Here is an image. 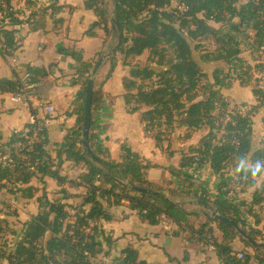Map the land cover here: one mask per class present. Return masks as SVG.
Segmentation results:
<instances>
[{"label":"trees","instance_id":"1","mask_svg":"<svg viewBox=\"0 0 264 264\" xmlns=\"http://www.w3.org/2000/svg\"><path fill=\"white\" fill-rule=\"evenodd\" d=\"M5 1L12 11V3L20 0ZM24 1L30 6L33 4L32 0ZM173 3L177 7L170 12ZM109 5L112 6V18L117 23L115 46L117 54L122 57L120 60L117 57L109 60L107 79L119 63L128 69V75L122 79L127 113L141 115L145 134L156 141L161 151L168 128L169 134L173 135L180 130L200 131L206 128L207 132L196 146L191 145L187 152L180 153L178 167L167 168L179 185L174 190L166 191L151 183L147 177L148 172L158 165L134 152L126 143L121 146L120 161L112 160L106 150L97 146L95 122L91 124L89 144L101 164L87 155L83 148L84 87L75 102L77 105L81 101L77 126L68 131L57 153V164L42 149L37 156L23 153L22 156L27 157V160L12 153L13 164L10 167L0 165V188L31 201L40 193V189L31 186L37 173L51 177L62 186L68 179L60 175V167L64 162L71 161L85 166L86 173L79 178L89 191L82 204L73 207L64 202L52 201L43 189L42 195L37 198L38 213L25 224L22 237L14 248L1 251L0 260L6 261V264H99L96 260L108 257L117 241L101 227L103 222L113 219L105 204L110 207L128 202L133 211L147 213L150 224H159V218L164 215L180 227L199 235L202 240L212 241V225H215L222 233L223 241H214L213 246L224 264H251L252 261L264 264V248L252 249L232 226L208 219L197 211L189 210L185 204L176 202L186 200L207 203L224 217L238 223L252 239L264 242V231L258 228L262 220L255 210L256 207L261 211L264 209V177L253 181L238 176L234 181H226V175L234 171L241 156L246 155L252 161L264 159V147L256 149L253 145L252 127L253 118L264 107V87L253 84L258 81L255 72L264 74V0H85L86 9L95 11L99 17L92 29L101 27L107 36L112 33ZM62 8L53 4L31 15L45 14L48 9L57 12ZM10 17L8 24L0 26V56L3 58L13 57L21 47L22 41L16 37L17 30L10 27L31 23L30 20L21 21L12 13ZM243 26H250L254 32L252 39L245 37ZM43 29L44 25L38 24L32 28L33 31ZM203 40L212 41L215 50L205 51L200 56L201 62L224 63L228 71L225 72L222 67L215 68L211 77L213 82L200 93V83L208 79V75L193 58V53L194 49L202 47ZM191 41L196 43L194 48ZM240 43L253 57L260 54L254 66L241 57L238 48ZM167 49L173 50L172 58L167 56ZM147 51L151 52L148 61L163 67V71L157 72L150 65L140 67L130 64V58L142 56ZM67 52L76 60L80 59L73 51L61 50L64 54ZM93 67L89 70V76ZM29 72L33 76L41 73L32 69ZM233 81L245 87L252 85V94L259 106H254L248 112L228 111V103L222 99L220 89H230ZM21 88V79H0V94H16ZM185 88L188 90L186 95L192 100L189 104L182 101ZM97 97L98 94L94 93L92 110L98 102ZM143 107L147 110L144 111ZM262 122L264 124V118ZM25 136V133H15L4 144L0 137V157L6 154V148L22 142ZM173 155L168 153V157ZM207 166L218 179L215 197H211L206 190L200 191V180L188 172ZM98 180H102L104 185H97ZM123 182L152 190L155 194L133 192L123 186ZM237 190L240 193L251 191V201L238 199ZM61 193L64 199H68L65 190ZM245 215L255 220L257 228L248 223ZM200 216L205 222L197 230L194 223ZM3 226L9 228L5 219L0 220V232ZM236 239L251 250L240 253L243 255L242 260L233 254L230 246ZM169 260L178 261L173 258ZM186 260L185 255L183 261ZM112 264L148 263L141 260L137 249L128 246Z\"/></svg>","mask_w":264,"mask_h":264},{"label":"crops","instance_id":"2","mask_svg":"<svg viewBox=\"0 0 264 264\" xmlns=\"http://www.w3.org/2000/svg\"><path fill=\"white\" fill-rule=\"evenodd\" d=\"M32 2L31 6L24 0L12 3L19 19L23 22L30 20L31 23L10 27V29L17 30L16 37L22 42L20 49L13 57L3 58L0 56V79H22L27 73H30L29 69L39 70L40 75L33 76L30 73L32 78L37 81V96L28 99L29 102H24L27 100L17 102L13 100L14 94H0V137L3 140L1 143L4 144L10 140L13 134L26 133L31 119L46 120L48 141L44 150L53 163L57 164V153L68 131L77 126L81 101L77 105L75 102L87 85L89 70L92 65L95 66L96 61L103 54L116 49L117 36L112 27V33L108 36L101 27L92 29L99 17L95 11L86 9L85 0H32ZM53 4L56 7L63 6V8L57 12L48 9L45 14L31 15L45 10ZM108 12L112 20L111 5H109ZM37 24L44 25V29L33 31L32 28ZM62 49L77 53L80 59L76 60L68 52L61 53ZM100 53H102L101 56H99ZM113 57L120 60L122 56L116 52L111 58ZM109 60L100 70L95 85L98 102L95 109L92 110V122L96 124V145L102 150H106L112 160L120 161L121 146L126 143L134 152L152 164L158 165L148 172L147 177L151 183L166 191L176 189L179 182L167 168L179 166L182 151L178 153L179 156L174 154L173 157H168L167 153H163L164 148L161 151L156 141L150 135L145 134L141 115L127 113L123 99L122 79L128 75V69L119 63L115 72L107 79L110 68ZM49 105L54 108L51 114L46 111V107ZM56 168L54 167V169ZM194 170H189V172L192 173ZM200 172L204 171L200 170ZM85 173L84 165L66 161L60 167V175L68 179L66 184L61 186L51 177H44L39 172L37 177L31 181V186L40 189L41 195L45 189L52 201L64 202L76 207L82 204L89 191L87 186L81 184L79 178ZM209 176L216 178L213 172ZM194 177L200 180L198 189L206 190L209 194H211L209 190L211 184H218V182H203V176L200 174L194 175ZM102 182V180H98L96 184L103 186ZM62 190L66 191L68 199H64L63 193H58ZM250 193L251 191L241 193L247 194L249 197H240L239 199L250 202ZM55 194H59L57 195L58 199ZM39 196L37 194V197L31 201L23 200L20 197L23 204L29 203L31 217L38 213L37 198ZM176 202L185 204L184 206L189 210L197 211L208 218L205 214L210 212L198 204L199 201L192 203L181 200ZM105 207L113 219L103 222L101 227L117 241L108 257H99L96 260L99 264H112L128 246L137 249L141 260L148 264H224L213 246L214 241L218 243L223 241V235L215 225H212L214 238L212 241H207L202 240L199 235H194L188 229L180 227L172 220L167 219L165 222L159 221V224L152 225L148 222L147 213L133 211L128 202H124L121 206L110 207L105 204ZM255 210L262 220L258 228L264 231V209L261 211L259 207H256ZM25 217L27 220L31 218L26 215ZM246 217L251 218L254 224L248 223L257 228L255 220L248 215H245ZM27 220L24 223H27ZM204 222V218L200 216L199 219H196L194 227L199 230ZM230 246L234 251L233 254L237 255L247 250L251 251L239 239L234 240ZM185 255L187 260L183 261ZM169 258L178 261L172 262ZM2 263L6 264V261L0 262V264ZM251 264L257 263L252 261Z\"/></svg>","mask_w":264,"mask_h":264},{"label":"rangeland","instance_id":"3","mask_svg":"<svg viewBox=\"0 0 264 264\" xmlns=\"http://www.w3.org/2000/svg\"><path fill=\"white\" fill-rule=\"evenodd\" d=\"M173 8L169 9L170 12L174 11L177 7V4L173 3ZM183 10V8H181ZM242 32L244 33L245 37L248 39H252L254 37V32L251 30L250 26H243ZM191 44L193 48L195 47V42L191 41ZM202 47L199 49H194L193 58L198 61L205 73L208 75V79H203L200 84V93H203L205 89L208 88V86L213 82L211 77L212 73L215 68L222 67L225 72L228 71V67L223 64H207L203 63L200 60V56L205 51L214 52L215 46L212 41L210 40H203L201 43ZM112 48V47H111ZM238 48L241 51V57L244 58L248 63L252 64L253 66L256 64V58L260 56V54L251 55L250 52L246 51L244 46L240 43L238 44ZM167 56L172 58L173 57V50L167 49ZM150 51L145 52L142 56L138 57H132L130 58L129 62L131 65H138L140 67H145L147 65H150L153 69H155L157 72L163 71V67L156 65L154 63H150L148 61L149 57L151 56ZM96 64V63H95ZM94 68V67H93ZM255 78L258 79L257 82H254L253 84H258L260 87H264V74H259L258 72L254 73ZM157 79H155L154 82H156ZM252 85L245 87L241 86L238 81H233L232 87L230 89H220L222 99L228 103V111L233 112H248L251 111V109L254 106H259V103L255 99V97L252 94ZM188 90L185 88L182 93V101L186 104H189L192 102L190 98L186 95ZM143 110H147L146 107H143ZM225 110V109H223ZM226 110V111H227ZM264 118V107L260 108L258 114L253 118V132H254V146L255 148H262L264 147V124L262 122ZM170 128L167 129V134H164L166 138L162 142V146L164 148L163 153H174L178 154L180 151L186 152L187 148L190 145H197L200 141V139L206 134L207 129L204 128L200 131H177L174 135L169 134ZM168 156V155H167ZM179 156V154H178ZM200 170H203L204 172L201 173ZM189 172V171H188ZM190 173V172H189ZM191 174L193 175H202L204 181L203 182H218L217 178H212L209 175H212V172L210 171L209 167H203L201 169H195L194 172ZM238 176L235 174V172H231L226 175V181L231 182L234 181ZM261 182V180H259ZM210 195L215 197L218 193V184L215 185L211 184L210 188ZM61 191H59V194ZM247 193V192H246ZM59 194H55L56 198L58 199ZM40 195V193H38ZM237 198L240 197L247 198L249 195L247 194H241L239 190L236 191ZM20 195H11L7 191L0 188V220H7L9 224V228L7 226H3V230L0 232V254L1 251L6 252L8 249L14 248L15 244L21 239L22 232L25 227L24 221L27 220L25 215L29 218L31 217V208L29 207V203L23 204L22 200L20 199ZM35 205V203H34ZM73 206V205H71ZM74 207V206H73ZM72 212L71 210H69ZM248 222L253 225L254 221L246 217ZM29 219L27 220V222ZM263 225H264V216H263ZM14 232V233H12ZM1 259V258H0ZM3 260H0L2 262ZM4 262V261H3ZM4 264V263H2Z\"/></svg>","mask_w":264,"mask_h":264},{"label":"built area","instance_id":"4","mask_svg":"<svg viewBox=\"0 0 264 264\" xmlns=\"http://www.w3.org/2000/svg\"><path fill=\"white\" fill-rule=\"evenodd\" d=\"M11 13L14 14V16L18 17V14L15 10H9L5 0H0V26H2L3 24H8L10 22ZM8 51L10 50L8 49ZM21 82L22 88L16 94H14L13 100L17 102L27 100L24 102H29L30 99L37 96V83L34 82L30 73H27L21 79ZM46 111L48 114H51L53 113L54 108L49 105L46 107ZM25 134L26 136L22 142L6 148V154L0 157V165L4 167H10L13 164L11 158L12 153L17 156H21L23 160H27V157L22 156L23 153L31 156H37L39 150H44L47 139L46 120H39L36 118L31 119L29 128L27 129V132ZM166 220L167 218L164 215L159 218L160 222H165ZM237 258L242 260L243 255L239 254Z\"/></svg>","mask_w":264,"mask_h":264},{"label":"water","instance_id":"5","mask_svg":"<svg viewBox=\"0 0 264 264\" xmlns=\"http://www.w3.org/2000/svg\"><path fill=\"white\" fill-rule=\"evenodd\" d=\"M111 27L114 31V34L118 36V30H117V23L115 19H112L110 21ZM117 52L116 49H113L110 52H107L103 54L96 62L92 73L87 81L86 85V91H85V111H84V122H83V148L86 151L87 155L96 163L101 164V161L99 158H97L89 144V136H90V131H91V124H92V103H93V98H94V93H95V85H96V80L99 75L100 70L104 66V64L112 57L115 55ZM123 186L129 188L133 192L137 193H145V194H155L154 191L148 190L146 188L139 187L137 185L131 184V183H123ZM198 204L202 205L206 210H208L210 213H206L205 215L208 218H211L221 224L227 225V226H232L236 232L239 234L241 238H243L245 241L248 242V244L252 247V249H261L264 248V242H260L257 240L252 239L249 234H247L242 227L230 220L229 218L224 217L221 215V213L213 209V207L209 206L207 203L204 202H198Z\"/></svg>","mask_w":264,"mask_h":264},{"label":"clouds","instance_id":"6","mask_svg":"<svg viewBox=\"0 0 264 264\" xmlns=\"http://www.w3.org/2000/svg\"><path fill=\"white\" fill-rule=\"evenodd\" d=\"M234 172L245 180L255 181L258 177H264V159L249 160L246 155L239 158Z\"/></svg>","mask_w":264,"mask_h":264}]
</instances>
